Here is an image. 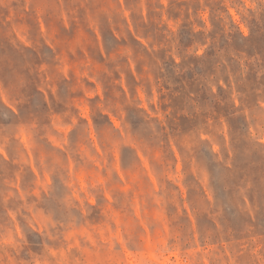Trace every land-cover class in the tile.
Masks as SVG:
<instances>
[{
    "label": "rangeland",
    "instance_id": "obj_1",
    "mask_svg": "<svg viewBox=\"0 0 264 264\" xmlns=\"http://www.w3.org/2000/svg\"><path fill=\"white\" fill-rule=\"evenodd\" d=\"M0 264H264V0H0Z\"/></svg>",
    "mask_w": 264,
    "mask_h": 264
},
{
    "label": "trees",
    "instance_id": "obj_2",
    "mask_svg": "<svg viewBox=\"0 0 264 264\" xmlns=\"http://www.w3.org/2000/svg\"><path fill=\"white\" fill-rule=\"evenodd\" d=\"M212 55V53H207L206 54V57H209V56H211ZM229 60L230 61H233L231 58H229ZM229 62V61H228ZM227 83V82H226ZM216 88H217V90H218V92H221V91H223V88H222V86L221 85H219V78H216ZM210 91H211V89H210ZM239 101H240V107H239V110H242V107H243V100L241 99V98H239ZM255 105H259V100H257V102H256V104ZM233 106H234V103H233ZM236 108V107H235Z\"/></svg>",
    "mask_w": 264,
    "mask_h": 264
}]
</instances>
